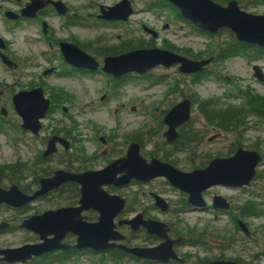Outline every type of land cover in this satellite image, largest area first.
Returning a JSON list of instances; mask_svg holds the SVG:
<instances>
[{"label":"rangeland","instance_id":"obj_1","mask_svg":"<svg viewBox=\"0 0 264 264\" xmlns=\"http://www.w3.org/2000/svg\"><path fill=\"white\" fill-rule=\"evenodd\" d=\"M121 1L73 0L72 5L74 7L87 6L88 12L92 13L96 11L94 6L97 8L101 5L114 6ZM214 1L227 5L232 0ZM236 1L247 12L254 15H264V3H254V0ZM135 2L138 11L130 23L98 24L93 25V27L91 21L90 25H85L84 28L74 29L73 35L81 37L82 41H89L91 43L89 50L91 51L100 45L120 47L130 44L133 46L144 45L145 47L147 42L152 41L159 48L164 45H172L179 50L182 49L183 52L191 51L196 56L199 53L205 54L196 57L198 59H206L210 54L215 55L220 47L224 48L227 43H231L233 39L236 40L235 36L232 37L228 32L229 30L210 38L207 35L189 30L187 27L182 29L181 24L176 19V11L168 7L166 10L165 6L160 7L162 4L160 0H135ZM151 2L154 3L152 5L154 8L159 7V9L150 11L148 5ZM147 10L149 11L147 12ZM168 22L173 23V28L163 31V24ZM142 24L159 31L161 40L153 41L142 30ZM6 27L8 25L0 20V32L9 41L10 54L17 59L20 69L10 70L0 64V182L5 188L16 183L26 189H36L35 179L42 177L44 171L51 170L52 172L59 168L66 169V164L72 165L74 170L78 169L77 171L100 170L108 162L119 157V152L124 151L121 154L123 156L131 143V139L135 137H139L140 141L145 144L144 155L148 152L152 153L150 157L155 155L160 158L165 154L170 155L166 152L169 148L164 145L165 126L163 117L183 97L194 99L192 122L185 129V132L192 136L194 133L203 132L208 136L205 138L203 148L195 146V144H192L195 147L185 146L188 148L185 149L183 155L173 157L177 160V165L181 170H191L189 168L194 165L191 163L194 159L187 156L197 155L198 152L200 155H215L225 143L228 144L227 141L241 142L249 150H257L261 155H264V116L252 115L247 118L246 124L236 134H222L220 141L209 143L207 140L214 136L217 137L220 132L209 130L205 126L206 121L200 110L201 104L205 101H215L220 107L231 104L240 105L243 103L240 96L246 91H251L253 96L264 98V82H259L254 77L253 72V66L256 64L264 71V57L254 58L252 57L253 53L248 52V54L218 62L209 68L210 77L199 79L201 81L179 75L176 70L166 72L159 67L153 72L151 71L149 79L132 81L119 90L116 95L114 92L110 93L113 91L112 81L102 75L86 76L81 79L66 74L67 67L59 65V59H62L60 53L45 51L40 47L37 42L39 37L32 29L6 33ZM52 68H55V73L45 76L44 72ZM165 74L172 75L168 84H160V82L159 85H154L152 83L155 79L161 80ZM150 83L153 86L149 85ZM176 87H179V93L175 91ZM35 88H42L47 97L53 101V106L43 121L44 128L39 136H34L22 129V119L13 106V96L16 93ZM108 91L110 92L108 93ZM103 95L109 96L105 105H102L101 102ZM123 104L126 105L125 109L122 108ZM64 107L68 109V112L63 111ZM2 108L6 109L7 116L2 115ZM133 108L136 111H131ZM66 131H71L73 134V138H69L72 142L71 156L64 155L62 152L61 155L48 161L41 160L40 157L46 149L47 140L56 134L65 136L63 134ZM101 137H110L114 142V147L107 148L110 152L105 156L103 151L106 150V147L99 141ZM119 149L121 150L119 151ZM84 162H87V166L79 169L82 166L81 163ZM258 175L260 178L257 180V187L251 188L250 191L258 190L264 196V164L258 168ZM113 188L106 187V190L110 194H118L126 198L128 201L127 208H131L130 212L124 214L122 218H131L137 213L143 212L161 220L175 223L184 233H189L193 229L205 230L203 237L210 244L214 243L211 235H224L229 225V220L225 216L215 220L214 215L210 213L201 214L187 211L185 208L187 196L165 179H158L149 184L141 183L121 190ZM218 191L232 198L235 205H239L243 199L250 197V194L236 190L220 189L213 191V193ZM151 192L161 195L170 202L172 209L168 214L164 215L160 210L155 209V202L150 197ZM66 196L64 193L52 194L20 209L0 205V224L8 223L11 225V229L3 230L0 233V249L18 248L27 243L39 242L35 234L20 228L19 225L24 219L32 215L42 214L47 210L58 209L69 205L70 202L77 201L74 198L67 201ZM89 216L91 217L90 221H96L98 213L90 212ZM256 224L261 227L264 226V218L258 220ZM121 232L128 235V231L125 229ZM76 239L75 235H69L67 243L75 244ZM253 240L254 243L250 242L248 246L251 253L259 249L260 245L257 241H261V235H256ZM142 242V238H137L131 244L135 245ZM181 251L196 254L190 264H199L198 261L201 259L213 261L225 250L214 249L213 247L202 249L198 258V249L193 248L192 245L183 248ZM109 252L77 251L68 259L53 264H140L129 256L122 257L120 262L113 261ZM228 256L237 257V253H228ZM261 264H264V260Z\"/></svg>","mask_w":264,"mask_h":264},{"label":"water","instance_id":"obj_2","mask_svg":"<svg viewBox=\"0 0 264 264\" xmlns=\"http://www.w3.org/2000/svg\"><path fill=\"white\" fill-rule=\"evenodd\" d=\"M166 1L178 8L183 17L200 31L217 35L227 29L239 43L264 49V15H254L245 11L236 0L228 2L227 5L219 4L214 0ZM255 1L264 2V0ZM102 12V18L105 20L124 22H127L134 14L132 4L128 0H122L112 7L104 6ZM148 32L154 38L158 37L155 31L148 30ZM6 48L7 44L0 36V50ZM63 55L67 63L80 69L97 71L100 66L95 58L74 46H63ZM0 58L10 68L16 67L14 62L1 52ZM213 61L214 57L194 61L167 50L153 48L106 58L102 70L117 78L129 73L146 75L160 66L170 68L179 65L183 74L193 75L206 70ZM253 72L254 77L263 83V69L256 64L253 66ZM13 103L17 114L22 119V129L38 136L43 129V121L52 107V102L45 96L44 90L37 88L20 91L14 95ZM64 112H68V109L64 108ZM3 114H6L5 110ZM191 116L192 100L190 98L180 101L169 111L164 119V123L168 126L164 134L168 143L176 142L177 129L188 124ZM58 144L63 145L67 152L70 150L69 140L53 136L48 142L44 157L49 158L57 154ZM262 162L263 156L260 153L239 147L231 158H217L203 170L183 172L158 159L148 161L141 154L140 144L135 142L130 145L125 157L115 160L104 169L79 174L57 170L52 177L41 179L40 188L32 195L24 194L16 184L11 185L9 189H4L0 184V204L14 209L32 204L68 183L80 186L81 193L78 206L48 210L26 218L19 227L38 235L40 242L18 248L0 249V263L28 264L37 258L58 251L91 250L103 253L119 249L142 260L158 261L163 264L174 260L183 264L185 260L181 259L174 249L183 239L172 240L168 235L170 228L167 225L156 220H145L143 214L133 219H121L116 223V219L127 206V200L120 195L108 193L106 187L120 189L127 187L134 180L148 183L158 178H165L173 187L188 195V203L193 210H199L205 207L203 193L206 190L219 185L236 188L250 185L256 176V168ZM152 197L155 206L162 212L170 209L169 203L162 196L152 193ZM214 203L217 210L230 209V204L221 196L216 197ZM89 211L98 213L96 222L88 221V217L83 215ZM124 225L130 226L133 232L144 228L150 235L161 239L163 243L156 248H130L124 244L126 236L118 231V228ZM10 227L8 223H1L0 231ZM68 234L77 237L75 244L64 243ZM207 264L239 263L233 260H217Z\"/></svg>","mask_w":264,"mask_h":264},{"label":"flooded vegetation","instance_id":"obj_3","mask_svg":"<svg viewBox=\"0 0 264 264\" xmlns=\"http://www.w3.org/2000/svg\"><path fill=\"white\" fill-rule=\"evenodd\" d=\"M72 1L73 0H0V20L3 21L4 24L8 25V27L5 28L6 33H9L10 31L15 33L16 30H30V29L35 31V34H37V36L39 37L37 42L39 43L40 47H42L45 51H57L60 53L62 59H59V65H62L61 67H65V68L67 67L66 70H68V71L66 74L77 77V78H81V79L85 78L86 76L92 77V76H98V75H102L106 78H109V80L112 81L111 83H112V90L113 91L112 92L108 91V93L114 92L116 94L119 90H121L123 87H125L126 85H128V83H131L132 81H136V80L142 81V79L147 80V79H149V77L151 75L150 74L151 71L153 72L155 69L159 68V67H157V68L151 70L146 75H138L136 73H129V74H126V75H123L121 77L116 78V77L112 76L111 74H107V73L103 72L102 69L104 67V60L106 58L118 57V56H121L123 54L129 53L132 51H136V50L153 49V48H159V47H156V45L151 41L150 43L147 42L145 47H144V45H140V46L134 45L133 46L130 44H128L127 46L123 45L120 47H105L104 45H100L97 49L91 51V50H89V48H90L89 46H91V43L89 41H82L81 37H77L76 35H73L72 31L74 29L84 28L85 25H90L91 21H92L91 26L98 25V24L118 25L120 23H125V24L130 23L131 19L133 18L134 15H136V13L138 11L137 8L135 7V3H136L135 0H128L132 4L134 14L132 16H130V18L128 19L127 22L109 21V20H105L104 18H102V16H103L102 7H104L105 5H101L98 8L94 6L93 8H95L96 11L90 13V12H88L89 8L87 6L84 7V6L80 5L78 7H74L72 5ZM160 1L162 2L160 7L165 6L166 10H168V8L169 9L171 8V9H174L176 11L175 12L176 13V19L181 24L182 29L187 27L189 30L195 31L197 33L201 32L198 28H196L194 25H192L190 22H188L183 17L182 13L180 12V10H178V8H176L174 5L170 4L166 0H160ZM257 2L260 4L264 3L262 1H257ZM153 4L154 3L151 2V4L148 5V8L150 11H153V9H159V7L154 8L152 6ZM108 7H112V6H108ZM149 10H147V12ZM157 12H159V11H157ZM9 14L11 16H9ZM161 19H165V18H161ZM141 27H142V30L149 37H151L153 39V41L157 42V41L161 40V38H162L161 33L159 31H157L156 29H154L153 27H148L147 25H144V24H142ZM171 28H173V23H171V22L164 23L162 26L163 31H168ZM148 30L155 31L157 33L158 37L154 38L153 35L150 32H148ZM205 33H207V32H205ZM0 36L5 40V42L7 44V48L5 50H0V52L5 54L12 62H14V64L16 65L17 68L13 67V69H12L9 66L5 65L3 63L2 58H0V64H3L6 68H8L10 70L20 69V64L18 63L17 59L14 56H11V54H10V51H9L10 43H9V41H7L2 36L1 32H0ZM86 38H88V37H86ZM87 43H89V44H87ZM65 45L77 47L81 51H83L84 53L95 58L96 61L100 65L98 70L92 71L91 69H80V68L74 67V66L70 65L69 63H67L65 58H64V55H63V46H65ZM160 49L173 52L175 54H178L180 56L192 59L194 61L204 60V59H198L196 57H200L202 55H205V54L199 53L196 56L191 51L183 52L182 49L179 50L172 45H169V46L164 45ZM240 55H242V53H239L237 56H240ZM53 56L55 57V55H53ZM211 57H214V61L211 65H215L218 62L224 61V60L223 61L220 60L219 51L217 53H215V55L210 54L208 56V58H206V59H209ZM211 65L208 66L206 68V70H204L203 72L198 73V74H193V75L183 74L180 71L179 65H175V66H172L170 68H165L163 66H160V68H162L166 72L176 70L179 75L189 76L193 80H198L201 78H208L209 74L211 73V71L209 69L211 67ZM53 73H55V68H52V69H49L48 71H45L44 75L47 76V75L53 74ZM171 77H172V75L165 74L164 76H162L161 80L155 79L152 83L154 85H159L160 82H161L160 84H163V83L168 84V82L171 80ZM217 80H218V78H217ZM155 82H158V83L155 84ZM149 85L153 86L151 83ZM35 89H37V88H35ZM175 91H177L179 93L180 92L179 87H176ZM44 93H45V91H44ZM45 96L47 97L46 93H45ZM108 97L106 95L102 96V98H101L102 105H105ZM47 98H49V97H47ZM186 98H188V97H183L182 100H184ZM189 98L192 100V112H193L194 99L191 97H189ZM51 102H52V106H53V101L51 100ZM13 106H14V103H13ZM64 108H66V107H64ZM64 108H63V111H64ZM122 108L125 109L126 105L123 104ZM14 109H15V107H14ZM3 110H5L6 114H3ZM170 110H168L163 117V124L165 126V131L163 133V137L165 140L164 145H165V147L169 148V150L166 152L169 153L170 155L165 154L163 157L159 156L160 158L156 157L155 155H154V157H150V155L152 154L151 152H148L147 154L144 155V152L146 151L145 146H144L145 144L140 141L139 137H135L134 139H131V143L127 147V150L123 156L121 154L124 151H121V153H120L119 151L121 149H119V151L114 150V151L119 152V154H118L119 157H116L113 161L108 162L105 167L110 165L115 160L120 159L122 157H125L130 145L132 143H135V142L140 144L141 154L148 161H151L152 159H158L164 163H168V164L172 165L173 167H175V168H177L183 172H193L196 170H203L209 165L210 162H212L213 160H215L217 158H224V159L231 158L236 154L237 149L239 147H242L244 150H247V151L258 152L257 150H249L247 147L242 145L241 142L237 143V141H227L228 144L225 143V145L222 148H220V151L217 152L215 155H213V154H202V155H200L198 152L197 155L194 154L193 156H187L191 159H194V160H192V162L189 161L191 163H194V165H193V167L189 168L191 170H188V171L181 170L179 168V166L177 165V162H176L177 160H175L173 157L175 155L176 156L183 155L185 153V149L188 148V147L185 148L186 144L189 145V147L190 146L191 147L198 146V147L203 148V146H205V144H204L205 138L208 136V134L203 133V132H197V133H194V135L192 136V135H188L190 133L185 132V129L187 127H189L191 122H192V116H191V121L188 124L181 126L177 129L178 139L176 140V142L173 144L168 143L165 136H164V134L168 130V126L164 123V119ZM131 111H136V110H135V108H133ZM262 111H263V109H262ZM2 115L3 116L8 115L5 108H2ZM205 126L209 130H213V131L217 130L220 132V134H218L217 137L214 136V137L208 139L207 141L209 143H214V142L220 141L222 134H229V133L236 134L237 133V132H225L220 127L213 126V125H210L207 123ZM43 128H44V125H43ZM62 134H63V132H62ZM63 135H65L66 137L62 136L61 134H56L53 136L63 137L67 140H69V138L70 139L73 138V134L71 131H66L65 134H63ZM185 135L187 138L185 137ZM53 136H51V137H53ZM50 138L47 140L46 148H47V145H48ZM102 139H104V140H102ZM69 141L71 143V147H70V150L68 152L65 150L63 145L58 144L57 154H55L49 158H45L44 157L45 151H44L42 153L40 159L48 161V160L52 159L53 157H57V156L61 155L62 152L64 155H70L71 154L70 152L72 151V142H71V140H69ZM99 141L102 143L103 146L106 147V150L103 151V155L105 156L110 152L107 148L114 147V142L112 141V139L110 137H108V138L101 137L99 139ZM185 141H187V143ZM192 144H195V146H193ZM258 153H260V152H258ZM170 156H172V157H170ZM262 156H263V162L260 163L258 165V167L256 168V176L250 185H245L242 188L226 187V186H221V185L213 186L203 193V199L205 202V207L202 209L199 208V210H193L192 206L188 203V195L183 192L187 196V200L185 203V205H186L185 208L187 211H192V212L201 213V214L210 213V214L214 215L215 220L222 218L224 216L226 218H228L229 225L226 228V232L224 233V235L212 234L211 237H213L212 241L214 242L212 244L207 243L205 241V239L203 237L205 232H206L205 230L201 231L199 229H193L189 233L188 232L184 233L183 230H180L176 226L175 223L169 222V221L164 220V219L161 220L159 218H156V217L151 216L149 214H145L143 212H139L131 218H122V216H124V214L130 212V210H131V208H127L128 207V201H127V206H126L125 210L116 219V223H118V221L121 219H133L137 215L143 214L145 220H156L158 222H161V223L167 225L170 228V233L168 235L172 240H177L180 238L183 239L181 242L177 243L175 248H174L175 252L178 254V256L181 259L185 260V262L183 264H190V262L196 256V254H191V253H188L185 251H181L183 248H186L187 246L189 247L190 245H192L193 248L198 249L197 258L201 254L200 250H202V249L205 250L209 247H213L214 249L225 250V251H223V253L221 255H219V257H217L213 261L233 260V261L238 262L239 264H261L262 261L264 260V226L261 227L260 225H257L256 222L258 220H262L264 218V196L258 190L257 191L256 190L250 191V190H251V188L255 189V187H257V180L260 178V176L258 175V168L263 166V164H264V155H262ZM187 157H185V158H187ZM195 160H197V161H195ZM196 163H198V164L196 165ZM81 165L82 166L79 169H82L83 166H87V162H84L83 164L81 163ZM65 168L66 169H62V168L55 169L52 172H51V170L50 171L49 170L44 171L42 177L35 179L36 189H33V188L26 189V188L20 187V185H17L16 183H12L11 185L16 184L24 194L32 195L40 188L41 179L52 177L57 170H64L66 172L76 173V174L84 173L87 171H93V170L77 171L78 169L74 170V167L72 165H68V164H66ZM104 168H101V169H104ZM158 179H165V178H158ZM158 179H155V180H158ZM155 180H153V181H155ZM165 180H167V179H165ZM153 181H151V182H153ZM141 183L142 184H149L150 182L144 183V182H139V181L134 180L127 187L140 185ZM0 184H1V182H0ZM11 185H10V187H11ZM1 186L3 187V185H1ZM10 187H8V188L3 187V188L9 189ZM127 187H124V188H127ZM124 188L119 189V188L114 187L113 189L121 190ZM220 189L236 190L238 192H244V193L250 194V197H248L249 199H243V201H241L239 203V205H235V203L233 202V199L230 198L228 195H224L220 191H218L217 193H213V191L220 190ZM56 193L66 194L67 195L66 196L67 201H70L73 198L77 200L76 202H70L69 205L64 206V207H72V206H78L79 205V201L81 198L80 186H78L77 184H73V183L64 184L59 189L49 193L46 197L40 198L37 201L43 200V199L49 197L50 195L56 194ZM152 193L153 192L150 193V197L153 199ZM220 196L223 197L224 199H226L227 202L230 204V209L228 211L217 210L215 208V206H214L215 198L220 197ZM168 203L170 205V209L167 212H162L156 206H155V209L160 210L162 212V214L166 215L172 209L170 202H168ZM0 205H5V204H0ZM29 205L30 204H28L24 207H27ZM154 205H155V203H154ZM8 207H10V206H8ZM60 208H62V207H60ZM152 209H154V208H152ZM53 210H55V209H53ZM90 212H93V211L85 212L83 214L84 216L88 217V221H90V218H91L89 216ZM93 213H96V212H93ZM35 215H39V214H35ZM97 219H98V217H97ZM96 221H90V222H96ZM241 224H243L244 227ZM123 229L128 231V235H125L121 232V230H123ZM118 231L126 236V240H125L124 244H126L130 248H142V249L156 248V247H159L163 243V241L161 239H159L158 237H156L154 235H150L144 228H141L140 230L133 232L131 230L130 226L124 225L123 227L118 228ZM0 233H1V231H0ZM33 234H35V233H33ZM69 235H72V234H68L66 236V239L64 240V243H66V244H69V243H67V238L69 237ZM256 235H261V241H259V242L257 241V243L260 246H259V249H257L256 251H253L251 253V252H249L248 246H249L250 242L254 243L253 239L255 238ZM36 236L38 238V241L40 242L39 236L38 235H36ZM137 238H139V239L142 238L143 242L140 244L132 245L131 243L133 242V240H135ZM39 242H37V243H39ZM37 243H27V244H37ZM75 252H77V251H74V250L58 251V252L50 253V254L45 255V256L58 255L61 259L65 260L66 258L68 259L69 256ZM114 252L123 253L124 255H126V257L129 256L134 261H138L140 264H163V263H160L158 261L139 259V258H137L131 254H127L126 252L119 250V249L111 250L109 253L112 254ZM232 252L237 253V257H232V258L229 257L228 253L230 254ZM45 256L37 258L34 261L29 262L28 264H32L36 260L39 261L41 258H44ZM62 256H63V258H62ZM213 261H210V260L207 261V260L201 259L198 261V263L199 264H207V263L213 262ZM0 264H7V263H0ZM38 264H39V262H38ZM166 264H182V263H180L178 261L171 260L170 262H168Z\"/></svg>","mask_w":264,"mask_h":264},{"label":"trees","instance_id":"obj_4","mask_svg":"<svg viewBox=\"0 0 264 264\" xmlns=\"http://www.w3.org/2000/svg\"><path fill=\"white\" fill-rule=\"evenodd\" d=\"M258 3L257 1H253ZM228 31L226 29L222 30ZM231 36L233 34L228 31ZM201 33V32H200ZM219 33V34H220ZM212 38V35L207 33H202ZM248 52L253 53L254 58H259L264 56V49L256 46H250L247 44L239 43L237 40L233 39L231 43H227L226 47H220V60H226L229 58L236 57L239 53L247 54ZM213 55V54H212ZM201 81V80H197ZM158 82H155L157 84ZM251 92V91H250ZM245 92L240 97L243 99V103L240 105H228L226 107H220L215 101H205L201 104L200 110L207 124L220 127L225 132H239L241 127L246 124L247 118L252 115H257L263 117L264 113L262 111L264 107V98L253 96L252 92ZM240 93L242 91L240 90ZM236 98V97H235ZM238 99V98H237ZM187 143V141H185ZM189 147V145L186 144ZM113 261H121L122 257H125L123 253L114 252L111 254ZM63 258V256H62ZM64 261L58 255H49L41 258L39 261H35L32 264L39 262V264H53L57 262Z\"/></svg>","mask_w":264,"mask_h":264}]
</instances>
